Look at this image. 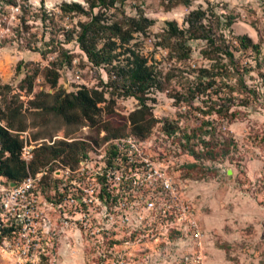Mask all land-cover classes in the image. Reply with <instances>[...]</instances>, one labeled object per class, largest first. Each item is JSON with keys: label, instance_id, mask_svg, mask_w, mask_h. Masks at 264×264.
<instances>
[{"label": "rangeland", "instance_id": "obj_1", "mask_svg": "<svg viewBox=\"0 0 264 264\" xmlns=\"http://www.w3.org/2000/svg\"><path fill=\"white\" fill-rule=\"evenodd\" d=\"M12 1L0 0V85L8 86L0 109L9 101L19 110L14 126L24 128L12 132L22 140L20 157L60 140L80 142L86 156L77 164L54 159L18 182L0 176V264H264V0ZM72 3L80 10L63 9ZM198 8L233 64L223 54L208 59L205 41L185 33L187 55L178 56L166 22L185 29V15ZM93 15L131 34L111 64L92 65L76 42ZM107 37L118 43L106 29L95 46ZM129 50L154 76L143 96L157 122L144 137L127 120L136 99L107 83ZM80 87L112 98L98 124L74 119L77 111L65 119L32 107ZM127 136L143 141L144 163L113 158L112 140ZM154 170L178 186L193 229L179 214L160 217L158 203L146 209V197L162 193ZM123 171L126 179L116 181Z\"/></svg>", "mask_w": 264, "mask_h": 264}, {"label": "trees", "instance_id": "obj_2", "mask_svg": "<svg viewBox=\"0 0 264 264\" xmlns=\"http://www.w3.org/2000/svg\"><path fill=\"white\" fill-rule=\"evenodd\" d=\"M5 4H14L12 0H3ZM182 2L188 4L189 0H169ZM175 2V3H176ZM92 6V5H91ZM67 10H80L79 5L64 4ZM264 12V7H263ZM96 16H92L87 22L80 23V28L76 36V42L80 50L85 54L86 59L94 66L111 64L116 54L112 53L114 48L118 45L126 44L131 34L129 30H121L119 26L112 23L110 25L102 26L95 21ZM204 11L200 8L192 9L187 12L184 17L186 24L185 29H178L174 21L166 22L167 32L169 36L178 39L175 41L179 50V57H185L187 55L188 48L184 44L186 39H202L205 41V48L202 50V54L210 60H215L219 57V54H223L227 57L230 64H233V57L229 52L227 45L223 44V40L220 34L219 42L215 37L214 32H211L209 27H206L203 23ZM146 22L143 19V23ZM134 29L141 31L143 25L135 22ZM108 30L110 36L115 37L118 41L110 40L107 37L103 40L102 45L96 47L95 44L99 39V33H103L104 30ZM240 40L243 38L240 37ZM255 47V45L253 44ZM215 57V58H214ZM219 65H223L219 63ZM18 67V66H17ZM116 67L113 71V77L109 79L107 83L112 87H116L114 83H118L121 92L116 94L121 96H132L137 101V107L128 113L127 120L130 125V130L133 134L144 137L149 132L151 127L157 120L152 116L149 106L146 105L144 99V91L154 83V76L149 66L146 64V59L133 50H129L128 55L125 57V62ZM203 69H201L202 71ZM110 74L109 70L107 71ZM112 75V74H111ZM57 74L54 72L51 76H48V83L50 86L56 84ZM26 81L25 89L30 91L32 83V74H26L23 78ZM107 83H104L105 85ZM8 87L6 84L0 85V89ZM36 99L32 101V107L35 109H48L54 114L64 117L65 119L73 112L74 119H84L91 124H98L99 112L104 107H107L112 98L106 102L104 98V91L102 88H85L80 87L74 92H62L56 96L55 103L52 106H46L43 102H38ZM103 103V106L100 104ZM5 110V112H3ZM3 110L0 109V118L3 120V124H0V176L6 178L9 181L18 182L26 178L30 174H35L44 166H47L50 161L54 159H63L68 162L70 160L73 164L83 159L86 156V152L83 147L79 145L80 142L72 140L70 142L59 141L58 144H42L35 147L32 150L31 157L25 161L20 157V149L22 146V140L17 133L12 130L22 131L24 126H14V118L19 115V110L16 106L5 102ZM219 111V110H218ZM17 127V128H15ZM114 137L115 134L109 135ZM108 136L105 134L104 138ZM112 147V146H110Z\"/></svg>", "mask_w": 264, "mask_h": 264}, {"label": "built area", "instance_id": "obj_3", "mask_svg": "<svg viewBox=\"0 0 264 264\" xmlns=\"http://www.w3.org/2000/svg\"><path fill=\"white\" fill-rule=\"evenodd\" d=\"M111 146L113 158L116 160L126 159L127 162L135 161L137 163H144V161L147 160L145 157H142L145 150L142 140H137L131 136L117 137L112 140ZM116 170L117 169L109 172L116 173ZM128 170L130 171V169ZM131 172H133L132 174H135L136 167H133V171ZM124 173V176L119 173L116 177V181L120 180L119 182H123L127 176V172ZM153 173L156 178V183L158 184L157 191L162 193H150V195L144 200L146 209L152 211L154 210V205L158 203L159 205L156 208L160 211V217L176 216L179 214L186 220L187 227L193 229L194 224L192 219H190L189 208L186 204L182 203L178 186L170 181L169 178L165 177L163 173H159L158 170H154ZM130 179L134 183L133 176L130 177Z\"/></svg>", "mask_w": 264, "mask_h": 264}]
</instances>
